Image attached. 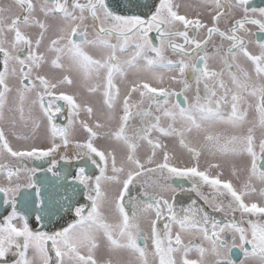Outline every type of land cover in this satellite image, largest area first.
<instances>
[{"label":"snow or ice","instance_id":"snow-or-ice-1","mask_svg":"<svg viewBox=\"0 0 264 264\" xmlns=\"http://www.w3.org/2000/svg\"><path fill=\"white\" fill-rule=\"evenodd\" d=\"M201 3L208 22L174 0L0 2V264H114L120 253L127 264H236V248L239 264H264V35L253 31L264 34V6ZM72 72L100 94L98 113L59 91ZM17 114L33 134L46 122L47 147L14 149L3 124L15 129ZM46 158V169L24 165ZM186 191L203 204L177 210Z\"/></svg>","mask_w":264,"mask_h":264},{"label":"flooded vegetation","instance_id":"flooded-vegetation-1","mask_svg":"<svg viewBox=\"0 0 264 264\" xmlns=\"http://www.w3.org/2000/svg\"><path fill=\"white\" fill-rule=\"evenodd\" d=\"M0 2L7 5L8 3H10V0H0ZM153 2H154V0H139V3H141V4H143V3L151 4ZM174 2L180 5V8H179L180 14H187L190 18H195L197 12H201V13H204L202 16V19L205 22L209 21V17L207 16V13L202 6L201 0H174ZM251 2H252L253 6H264V0H251ZM109 3H112V0H109ZM121 11H125V10L122 9ZM132 11L145 13L148 11V9L139 8V9H132ZM88 23L91 24L90 19H89ZM221 27H224L223 22L221 23ZM89 31H91V29H89ZM253 31L257 32V36L264 35V34L258 33V30L255 28H253ZM189 34L191 35L192 33L190 32ZM151 35L155 36L156 34H155V32H153V33H151ZM203 36H204V33L201 32L200 38H203ZM252 38L255 39L256 37H252ZM217 40H218V38H217ZM178 42L182 43V41H178ZM209 48L211 49V45H209ZM89 52H90V54L96 55L95 50L89 49ZM169 56H171L173 59L176 58L175 56L172 55L171 52H169ZM209 65H210V67H215L218 69L220 67V62H219L218 58L217 59H210ZM52 74H54L57 77L62 75V73H59L56 71H53ZM69 75L73 79L74 83L71 86H69V85L62 86V88L59 91H65L69 94H74L77 98L78 103H80L82 105L87 103L93 107L95 113H98V111L100 109V100H101L100 94L99 93L89 94L87 92L86 87L84 86V84L81 80L80 75L78 73L72 72V73H69ZM173 86L176 87L177 89H179V85H173ZM201 92L203 94V86L202 85H201ZM59 103L61 105H64L63 101H59ZM9 115L10 114H8L6 112V117ZM66 115H67V108L65 107L64 114L58 116L57 123L58 124L66 123V121H65ZM86 118H87L86 114L81 112L80 119H86ZM17 121H18V123H17V126L15 127V129H11V125L8 124L7 122H5L3 124V127L5 129V133L9 139L10 143L14 147V149L28 148V147L32 146L33 144H35L37 146H41V147H47L48 146V140L46 139V133H47L46 122L44 125L41 126L40 129L36 130L35 133L33 134V125H32L31 121H28L27 126H25L24 123L19 122L18 114H17ZM92 122L93 121H91V120L89 121L90 124ZM76 129H77V131L72 138L73 141L75 142L78 140V141L83 142L86 138V133L82 129H80L79 124L76 125ZM12 131H15L16 135H19V136L27 135L30 138L28 140H24V139L17 140L15 138V136L12 135ZM99 131H101V130H99ZM257 135H259V133H257ZM57 142H59V141H57ZM97 144L100 146H103V147L109 146V144H107V143H105V144L99 143V140L97 141ZM59 154H63V149L61 150V152ZM59 154L56 157L57 159H59ZM119 156H120V153L117 152V159L118 160H119ZM49 159H51V158H46L44 160H34V159L33 160H25L24 165L27 167L43 166V168L46 169L47 167L50 166L48 164ZM9 161L11 163H13L14 166H20V164L17 161H15L13 158H9ZM76 163H81V162H76ZM204 165H206V163ZM229 167L230 166H226L224 169V178H226V179L232 178L231 175H229V173H230ZM64 168H65V162L63 160H61L59 162V164L57 165V169L63 170ZM89 170L91 171V169H89ZM214 171L215 170H213V173H214ZM97 174H98V170H97ZM43 175H44L43 171L37 172V177H42ZM48 175L51 176V173H48ZM152 178L156 179L157 177L153 176ZM21 179H23V173H21ZM69 182H70V178H69ZM0 183L6 184L7 181L4 179V177L0 176ZM174 183H176V184L182 183L184 185L185 189L190 188V182L187 180L177 179L176 181H174ZM203 191L205 192V194L210 193V189L208 186H205L203 188ZM132 194L133 195L136 194L135 189H133ZM3 198H4L3 194L0 193V201H2ZM190 199H197L198 203L203 204V202L199 201V198H197L194 193H190V192L186 191L177 197V201H178L177 210H179L181 203H183L185 206H187V203L190 201ZM208 210L211 212L210 209H208ZM211 214L214 215L217 219H227V217H224L223 213H211ZM236 218H237V220H239V213L236 214ZM141 226L145 231L149 230V226L147 225V223H142ZM149 246H150V242H149ZM231 256H232V259L236 261V264H239V261L244 259L243 253L238 248L233 249ZM129 259H130V257H129V254H127V253H120L119 255L113 256L114 264H116L117 261L126 262V264H127V261ZM149 259L151 260V257H149ZM213 259L214 258L211 256L207 257L208 264H212ZM249 264H253V262H249Z\"/></svg>","mask_w":264,"mask_h":264},{"label":"rangeland","instance_id":"rangeland-1","mask_svg":"<svg viewBox=\"0 0 264 264\" xmlns=\"http://www.w3.org/2000/svg\"><path fill=\"white\" fill-rule=\"evenodd\" d=\"M104 131H107V129H101V132H104ZM99 143L109 144V142L107 140H103V139L99 140ZM176 152H177V156L180 157V160L183 161V165L190 164V162H191L190 157L188 156L186 151H183L177 147ZM206 159H207V157H201V167L202 168H205V166H206V165H204ZM180 160H178L177 163H180ZM183 165H181V166H183ZM229 170H230V167H229ZM214 173H215V171H214ZM229 175H230V173H229ZM119 262H120V264H126V262H122V261H119Z\"/></svg>","mask_w":264,"mask_h":264}]
</instances>
